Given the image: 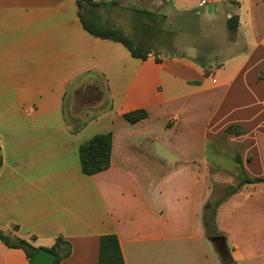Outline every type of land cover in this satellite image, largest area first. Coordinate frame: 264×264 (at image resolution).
Listing matches in <instances>:
<instances>
[{
  "label": "crops",
  "instance_id": "obj_1",
  "mask_svg": "<svg viewBox=\"0 0 264 264\" xmlns=\"http://www.w3.org/2000/svg\"><path fill=\"white\" fill-rule=\"evenodd\" d=\"M97 1L147 17L144 31L167 9L207 20L238 14L233 53L208 77L193 54L153 51L141 61L122 44L93 37L75 0H0V231L44 249L64 238L72 253L60 264H99L105 235L118 237L126 264H264V253L250 255L261 245L248 233L264 232V0ZM85 79L105 83L111 105L75 132L65 103ZM141 109L149 117L139 123L123 117ZM233 125L245 132L226 135ZM107 133L110 168L84 175L80 146ZM222 139L240 148L244 173L263 181L218 208L230 257L218 253L204 224L214 200L206 146ZM216 172L219 185L241 179L240 165ZM0 264L29 259L0 240Z\"/></svg>",
  "mask_w": 264,
  "mask_h": 264
},
{
  "label": "rangeland",
  "instance_id": "obj_2",
  "mask_svg": "<svg viewBox=\"0 0 264 264\" xmlns=\"http://www.w3.org/2000/svg\"><path fill=\"white\" fill-rule=\"evenodd\" d=\"M167 2L168 0H165V3ZM170 11V9H167L159 14L162 18L158 16L160 20L155 19L153 28L150 27L149 30L144 31L147 24H152L147 23L150 22L147 17L141 16L137 19L132 17L130 10L124 8L100 9L101 18L105 24H109L108 22L116 23L114 24L117 26L116 28L124 31L135 42L142 40L146 47L153 48L156 53L181 57L193 54L194 56L190 57L192 60L204 58L208 61L211 69H218L217 67L222 65L228 56L233 53L235 42L230 40L227 30V20L230 17L225 16L224 19L207 20L209 18L204 15V17L198 14L197 17L191 16L192 12L178 13ZM65 104L67 108L65 117L67 126L73 130L82 129L91 121H96L98 116L111 105L108 86L93 79H85L68 91ZM108 123L109 120H104L93 127H103ZM5 124L6 122L0 119V130ZM102 129L106 130V128ZM226 144L225 140L222 139L218 143L209 141L206 146L208 163L206 167L214 176V181H212L214 200L224 197L227 194V186H229L228 184L219 185L222 180L216 179V175H218L216 171L222 170L233 173L236 172L238 167L236 157L240 155V148L231 149ZM233 176L235 175L233 174ZM227 178L229 177L221 173L220 179L225 180ZM235 178L233 185L237 183V176ZM248 233L251 241L255 240L256 246L261 245L259 246L261 248L250 246V255H262L264 253V248H262L264 247V232L261 234L259 231H249ZM218 235H222V233L219 232ZM214 247L220 255L224 254L220 251L218 245L214 244ZM225 249L231 255L232 247L229 246L228 242H226Z\"/></svg>",
  "mask_w": 264,
  "mask_h": 264
},
{
  "label": "trees",
  "instance_id": "obj_3",
  "mask_svg": "<svg viewBox=\"0 0 264 264\" xmlns=\"http://www.w3.org/2000/svg\"><path fill=\"white\" fill-rule=\"evenodd\" d=\"M78 8V16L84 30L95 38L110 40L115 43L122 44L128 49L133 58L141 61H147L154 49L146 47L144 42H135L124 31L105 24L102 21L100 9L116 5L115 2H105L97 0H75ZM191 16L197 17L196 12H192ZM240 27V18L238 14H233L227 20V30L230 40L235 42L238 37ZM196 64L204 69L205 75L210 76L211 71L208 61L204 58L193 60ZM156 62L162 63L163 60L156 55ZM218 66L217 68L221 67ZM264 77V73L262 78ZM111 109V108H110ZM130 123L136 124L149 117L146 110H136L123 115ZM95 118V117H93ZM81 130L77 129L75 132ZM245 131L243 128L233 125L226 130V135H241ZM225 139V136L222 137ZM113 134H99L94 136L88 142L82 144L79 148L80 166L82 173L86 176H93L108 170L111 166ZM236 162L240 165L241 179L236 185L227 186V194L217 200L209 201L205 206L204 224L206 227L207 237H215L219 234L216 227V216L218 208L224 204L230 197L237 194L246 184H257L263 182L259 179L249 178L243 170L241 156L236 157ZM0 240L6 245L13 248L22 249L31 264L32 259L41 248L34 247L27 241H22L20 245H11V237L0 231ZM56 256V264H60L62 260L69 257L72 253L71 244L64 238L59 237L55 245L47 249ZM222 257H230L223 255ZM99 264H126L121 250L119 239L116 235H105L100 240Z\"/></svg>",
  "mask_w": 264,
  "mask_h": 264
},
{
  "label": "water",
  "instance_id": "obj_4",
  "mask_svg": "<svg viewBox=\"0 0 264 264\" xmlns=\"http://www.w3.org/2000/svg\"><path fill=\"white\" fill-rule=\"evenodd\" d=\"M208 11L212 13V6H209ZM210 241L216 245L218 241H222L224 246H226L225 235L212 237ZM21 242L22 240L16 235L11 239V245H20ZM31 264H56V256L47 249L41 248L32 259Z\"/></svg>",
  "mask_w": 264,
  "mask_h": 264
},
{
  "label": "flooded vegetation",
  "instance_id": "obj_5",
  "mask_svg": "<svg viewBox=\"0 0 264 264\" xmlns=\"http://www.w3.org/2000/svg\"><path fill=\"white\" fill-rule=\"evenodd\" d=\"M217 245H218L220 251H221L222 253H224V255H226V254H227L226 249H225L226 246H224V244L222 243V241H218V242H217ZM225 253H226V254H225Z\"/></svg>",
  "mask_w": 264,
  "mask_h": 264
}]
</instances>
